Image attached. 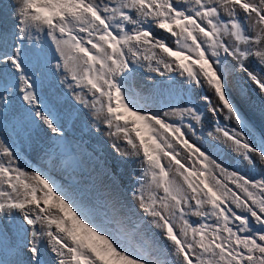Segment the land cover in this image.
<instances>
[{"label":"snow or ice","instance_id":"obj_1","mask_svg":"<svg viewBox=\"0 0 264 264\" xmlns=\"http://www.w3.org/2000/svg\"><path fill=\"white\" fill-rule=\"evenodd\" d=\"M0 264H264V0L6 5Z\"/></svg>","mask_w":264,"mask_h":264},{"label":"clouds","instance_id":"obj_2","mask_svg":"<svg viewBox=\"0 0 264 264\" xmlns=\"http://www.w3.org/2000/svg\"><path fill=\"white\" fill-rule=\"evenodd\" d=\"M14 2V0H0V14L3 13L5 11V6L6 5H11ZM9 16H11V9H7ZM0 24H3V21L0 19ZM145 75L147 76V70H144ZM210 120V118H209ZM209 130H211V128L208 127ZM102 134H97V133H92L91 135H86V139L89 141V143H91L92 147L95 148L97 150V152L99 151V154L103 155L104 154V150L101 149V144L107 146V136H102L101 142H97L96 137L97 136H101ZM204 136V135H203ZM106 152V151H105ZM108 153V152H107ZM229 156H227L226 158L228 159ZM236 162L239 163V161H235L232 164H235ZM30 164H33L36 167H43V163H36L35 161H31L29 160ZM120 167L124 172H127V168L129 167L130 170L133 169H138V165H132L131 163H125L122 162L120 163ZM240 167V164L239 166Z\"/></svg>","mask_w":264,"mask_h":264},{"label":"rangeland","instance_id":"obj_3","mask_svg":"<svg viewBox=\"0 0 264 264\" xmlns=\"http://www.w3.org/2000/svg\"><path fill=\"white\" fill-rule=\"evenodd\" d=\"M209 118L211 119L210 116H209ZM207 129H208V127H207ZM208 131H210V130L208 129ZM203 135H206V137H207V134H204V132H200V133H198V137H197V138H199L200 136L204 137ZM204 138H205V137H204ZM101 149L104 150V154H106L107 152H110V149H109L107 146L102 145V144H101ZM105 151H106V152H105ZM98 153H99V151H98ZM104 154H103V155H104ZM219 155H220V158H221L222 160H224L225 164H227V165H233V166L239 168V167H238V166H239V163H238V162H236L235 164H232V163L235 162V161L232 160V159L229 160V159L226 158L227 156H229L227 152H221V153H219ZM120 163H122V162H120ZM120 168H121V167H120ZM128 171H131V170H130V169H127V172H128Z\"/></svg>","mask_w":264,"mask_h":264},{"label":"bare ground","instance_id":"obj_4","mask_svg":"<svg viewBox=\"0 0 264 264\" xmlns=\"http://www.w3.org/2000/svg\"><path fill=\"white\" fill-rule=\"evenodd\" d=\"M3 17H4V14L1 13V14H0V19H1L2 21H3ZM207 127H208L207 125L204 127V130H203L204 134H207V132H208ZM204 137L207 138L206 135H204ZM107 139H108V138H107ZM228 159L231 160V157L229 156ZM127 169H130V168L128 167Z\"/></svg>","mask_w":264,"mask_h":264}]
</instances>
